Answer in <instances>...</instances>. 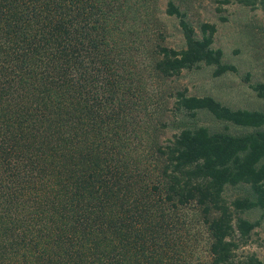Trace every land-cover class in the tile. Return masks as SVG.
Segmentation results:
<instances>
[{"label":"trees","instance_id":"trees-1","mask_svg":"<svg viewBox=\"0 0 264 264\" xmlns=\"http://www.w3.org/2000/svg\"><path fill=\"white\" fill-rule=\"evenodd\" d=\"M140 3L0 0V264H264L237 251L259 223L242 213L264 215V110L169 92L176 110L204 108L243 130L185 126L146 152L142 67L168 77L202 62L215 75L236 66L213 46L215 24L198 35L175 0L164 11L184 45L158 33L148 46L134 24ZM145 49L151 60L140 62ZM253 87L264 98V82ZM239 183L248 191L227 199L225 186ZM191 204L207 226L205 259L185 257L176 237L187 220L177 212Z\"/></svg>","mask_w":264,"mask_h":264},{"label":"rangeland","instance_id":"rangeland-1","mask_svg":"<svg viewBox=\"0 0 264 264\" xmlns=\"http://www.w3.org/2000/svg\"><path fill=\"white\" fill-rule=\"evenodd\" d=\"M140 1L142 3L138 8L142 10V15L134 20V24L142 35L150 34L153 37L148 46L151 47L154 40L160 39L157 37L158 33H162L164 44L183 46V35L177 18L164 11L166 0ZM175 1L186 11V16L198 35L201 22L215 24L213 46L222 49L223 60L233 63L236 70L215 75L214 66L202 62L191 68H183L179 74L153 77L150 76L149 67H142V78L135 87L141 92L146 105L137 110L135 115H139L141 125L136 127L146 132H143L146 152L151 150L153 141L166 142L185 126L206 125L211 130L226 129L231 132L243 130L230 121L216 118L204 108L197 109L194 115L185 110H176L173 106L175 98L169 96V92L184 89L188 94H210L231 107L264 110V98L253 87L257 82H264V4L258 1L249 4L240 0ZM147 51L139 50L136 59L149 62L151 57ZM248 188L247 184L242 183L227 184L223 194L227 199H232L244 195ZM261 212V208L254 207L242 213L251 220L259 219V223L253 228L248 243L237 251L238 254L253 251L264 261V215ZM177 213L180 219H187L180 224V230L176 234V237L180 235L183 240L185 257L189 254L193 259H205L209 234L197 205L191 204L179 209Z\"/></svg>","mask_w":264,"mask_h":264}]
</instances>
